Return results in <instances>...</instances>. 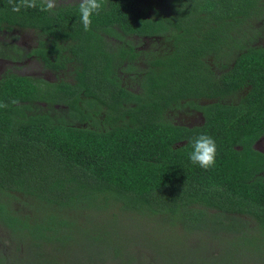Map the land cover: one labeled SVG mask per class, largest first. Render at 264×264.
Segmentation results:
<instances>
[{
  "label": "trees",
  "instance_id": "obj_1",
  "mask_svg": "<svg viewBox=\"0 0 264 264\" xmlns=\"http://www.w3.org/2000/svg\"><path fill=\"white\" fill-rule=\"evenodd\" d=\"M79 2L16 13L0 0V24L52 38L33 53L45 68L75 65L70 82L0 80V227L32 257L77 245V220L128 213L193 229L245 216L264 232V0H104L89 31ZM183 105L203 123L172 124ZM200 134L217 144L209 170L189 159Z\"/></svg>",
  "mask_w": 264,
  "mask_h": 264
},
{
  "label": "rangeland",
  "instance_id": "obj_2",
  "mask_svg": "<svg viewBox=\"0 0 264 264\" xmlns=\"http://www.w3.org/2000/svg\"><path fill=\"white\" fill-rule=\"evenodd\" d=\"M67 2L76 0H57V5ZM256 27L260 31L255 38L256 44L264 45V26L260 23ZM21 33L26 37L32 35L29 31ZM24 36L23 40L12 36V41L25 47L29 38L25 41ZM142 44V49L150 47L149 41ZM0 66L32 78L40 76L38 73L40 77H51L45 71L38 72L40 67L33 61ZM72 70L65 72V81L72 80L71 73H68ZM184 115L181 113L182 117L177 121L184 124L198 122L196 115ZM261 142L259 150L264 152V141ZM221 220V226H206L205 229H193L180 219L169 220L151 214H122L117 220L105 216L102 224L77 220L82 229L77 236V245L70 243L61 250L48 247L39 257L31 255L38 253L37 250L30 252L0 227V260L1 264H49L50 260H54L51 264H264V232L256 222L245 216H224ZM105 250L106 253H102Z\"/></svg>",
  "mask_w": 264,
  "mask_h": 264
},
{
  "label": "flooded vegetation",
  "instance_id": "obj_3",
  "mask_svg": "<svg viewBox=\"0 0 264 264\" xmlns=\"http://www.w3.org/2000/svg\"><path fill=\"white\" fill-rule=\"evenodd\" d=\"M76 2H78V1L76 0ZM68 5H72V3H68V2L67 3H60L57 5V7L68 6ZM1 27H2V29H0V65L4 64V65L13 66V65L19 64L22 61H29V62L33 61L36 66L40 67V69H37L38 72L45 71L48 75L51 76L50 78H45L43 76L40 77L41 74L38 73L40 76H38L37 78H39L41 80L43 79L42 81H47V82H55V80H57L59 78L57 76L59 75L60 72L52 71V70H49L48 68H45V66L41 62L40 58L37 57L35 54H33L39 48V43L41 41L50 43V40H52V38L41 36L36 31H34L32 29L21 28V27L13 26V25H7L5 23L0 24V28ZM22 31H29V32H31V34L33 36L31 35L29 37H26L22 33L19 34V32H22ZM7 36L10 37L9 40L5 39ZM12 36L13 37L14 36L19 37L20 38L19 40H23L24 39L23 36H24L25 41L29 38L27 41L28 44L24 47L21 44H18L17 42H13ZM135 39L137 40L135 43V44H137V47H136L137 51L147 49V48L142 49V46H140V45H143V44H141V42L138 44L139 41L142 40V42L143 41L144 42L145 41L151 42L150 40H147V39H137V38H135ZM48 45H50V44H48ZM62 46L66 47L68 45L66 43H64V44H62ZM72 64L70 66L69 65L67 66V68L65 69V72H67L68 69H71V70H72V68L74 69L75 65H72ZM23 73H25V72H23ZM5 74H14L16 76L30 77V76L25 75V74L21 75L20 73L15 72V70H13V69H6L5 70L0 66V80ZM61 76L63 77L64 75H61ZM202 102L203 101H198V103L200 105L205 103V102H203V103ZM169 113H170L169 121L174 125L185 126V127H195V126H199L200 124L203 123V117H202L201 113L198 112L197 110H195L194 108H191L188 105L187 106L183 105V107H181L180 110L179 109H174L171 111L169 110ZM181 113L185 114L184 116L196 115L198 117V122L192 123V124H184L183 121L178 122L177 120L181 119V117H182ZM171 117H174V118H171ZM176 117H178V118H176ZM261 141H264V135H262L255 142L253 147L257 151L264 153L263 151L259 150L260 145L262 143Z\"/></svg>",
  "mask_w": 264,
  "mask_h": 264
},
{
  "label": "clouds",
  "instance_id": "obj_4",
  "mask_svg": "<svg viewBox=\"0 0 264 264\" xmlns=\"http://www.w3.org/2000/svg\"><path fill=\"white\" fill-rule=\"evenodd\" d=\"M39 7L41 11L52 12L57 7V0H19L12 7V11L19 13L22 8L34 9ZM104 7V0H80L79 13L84 30L89 31L94 14L98 15ZM12 104H18L17 100H12ZM7 104H0V108H7ZM192 151L189 159L193 164L199 165L204 170H209L216 165L217 144L216 141L207 134H200L191 141Z\"/></svg>",
  "mask_w": 264,
  "mask_h": 264
}]
</instances>
